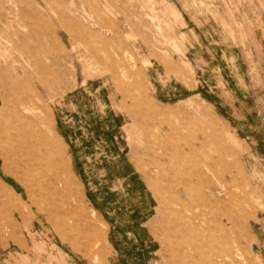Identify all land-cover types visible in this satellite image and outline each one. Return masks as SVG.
Masks as SVG:
<instances>
[{
	"label": "rangeland",
	"instance_id": "1",
	"mask_svg": "<svg viewBox=\"0 0 264 264\" xmlns=\"http://www.w3.org/2000/svg\"><path fill=\"white\" fill-rule=\"evenodd\" d=\"M187 227L264 264V0H0V264H179Z\"/></svg>",
	"mask_w": 264,
	"mask_h": 264
},
{
	"label": "bare ground",
	"instance_id": "2",
	"mask_svg": "<svg viewBox=\"0 0 264 264\" xmlns=\"http://www.w3.org/2000/svg\"><path fill=\"white\" fill-rule=\"evenodd\" d=\"M171 177L173 178V176ZM184 180H186V178ZM174 184L175 183H173V185ZM176 187H179V183ZM187 230L188 231L186 233V239L183 241L186 244L187 248L180 250L177 247V250L175 251L176 255L178 256L179 264H229V262H225L224 260H222V254L219 251L220 246L218 244L220 241L218 237H212L211 234L207 235L204 230L201 231V233H198L196 232V230L189 227H187ZM228 255L231 259L230 263H235L236 260L234 256L231 253H229Z\"/></svg>",
	"mask_w": 264,
	"mask_h": 264
},
{
	"label": "crops",
	"instance_id": "3",
	"mask_svg": "<svg viewBox=\"0 0 264 264\" xmlns=\"http://www.w3.org/2000/svg\"><path fill=\"white\" fill-rule=\"evenodd\" d=\"M56 156H57V152H56ZM59 156H62V155H59ZM59 156H57V157H59ZM60 161H62V163H63V166H66L67 168H68V161H67V159L64 157V156H62L61 158H60ZM78 210H81V211H83V212H86L85 211V209H83V208H81V207H79L78 208ZM101 221V222H100ZM99 221V224H98V222H95V221H93L92 223H91V225L89 226V231H90V233L92 234V236L94 237V238H100V239H103V237H102V233H101V230H102V227H101V223H105L106 224V222L105 221H103L102 222V220H100ZM98 224V225H97ZM107 225V224H106ZM100 227H101V229H100ZM99 230V231H98ZM97 234V235H96Z\"/></svg>",
	"mask_w": 264,
	"mask_h": 264
}]
</instances>
